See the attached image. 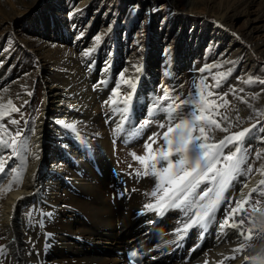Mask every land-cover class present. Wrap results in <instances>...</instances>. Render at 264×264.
<instances>
[{
  "label": "bare ground",
  "instance_id": "bare-ground-1",
  "mask_svg": "<svg viewBox=\"0 0 264 264\" xmlns=\"http://www.w3.org/2000/svg\"><path fill=\"white\" fill-rule=\"evenodd\" d=\"M99 1L96 6L98 10L105 6L106 13L114 12L118 16V7H115L121 0ZM255 1L258 0H250ZM149 4L152 10L158 9L162 4H170L173 8L166 11L167 15L164 17L174 23L185 21L175 14L176 6L181 4L180 0H150ZM190 5L194 9L196 2H191ZM188 14L193 15L192 10ZM252 20L249 31L258 32L264 28V23L258 24V19ZM82 21L83 16L80 13L70 15L62 24H66V27L61 28L64 31L61 36L63 45L60 46L54 41L48 42V51L51 54V62H48L54 66V72L50 77L45 73V78L50 80V84L46 93L43 92L44 102L40 105L44 110L45 100L52 99L51 101L57 103L55 113H49L46 119L41 113L33 127L32 119H27L28 127L34 128V132L28 133L25 128V133L31 136V152L38 155L39 159L28 155L23 166L19 164V158L16 165H11V162L5 165L6 169H10L11 165L17 170L10 179L0 185V236L5 237L0 239V245H11L9 253L16 259L9 261L2 256L0 259L4 260V264H17V260H30V264H128L124 257L125 249L132 245H144L147 252L146 264H264V197L258 193H252L245 204L249 217L244 225L245 235H249L247 230L251 229V238L247 240L238 239L236 230L230 228L225 229V236L212 224L203 237L199 229L194 227L183 239L176 241L175 229L180 226L178 218L182 217L180 210H168L158 221L159 216L155 212L143 209L144 203L154 201V198L144 195L145 191L152 189L154 181L151 177L129 174L135 173L137 169L142 170L139 162L132 160L131 153L143 155V144L147 137L163 130L158 129L155 124H150L145 127L140 138L127 144L123 142L124 134L113 135L112 129L116 126L115 121L119 119V114L106 122L107 118L112 116V108L104 101L117 99L112 96L111 91L120 82V77L116 74L115 55L105 56V52L98 49L93 51L91 57L81 55L82 50H87L83 48L84 40L79 39V26ZM220 22L221 18L202 20L199 28L193 27L190 30L187 39L182 37L179 29L172 40L175 42L174 47L165 56L164 63L160 62L161 65L155 69L154 66L151 69L149 61L143 57L136 61L126 59V53L130 51L127 45L124 46L123 52L117 53L118 69L123 65L125 78L132 77L135 81L136 92L133 94L130 113L134 121L140 115L147 117L146 110L150 107L149 94L154 89L155 79L159 78L168 83L173 81L176 69L183 67L191 70L195 67L194 59L199 58L200 62L204 59L202 53L208 44L213 50L222 46L223 53L236 54L238 58H243L245 63L242 65V74L248 68L254 69L255 75H261L264 79V66L259 65L250 54L251 50L255 51L263 46L264 40H257L250 44L248 49L241 41V31L229 34L228 29L224 30L220 26ZM72 33L74 37L69 46L66 43L67 35ZM10 37L8 34L5 42L8 52L22 53ZM30 52L36 55L41 49H30ZM53 52H60V59L57 60ZM27 55L30 56L28 53ZM137 68L139 71H136ZM11 77L0 71V105L7 104L9 91H6V88L11 83ZM99 81L106 83H98ZM261 87L264 88V85L260 84L256 88ZM244 88L243 84L238 83V93L244 94L245 90L239 91ZM121 91L131 89L121 84ZM239 103L244 105L241 100ZM95 105L99 106L100 115L91 113V106ZM123 106L118 104L113 107ZM0 111L6 112L3 108H0ZM164 118L165 114H159L152 119L163 122ZM11 119L14 118L6 114L0 124L15 130L17 125L8 124ZM18 120L22 122V127H25L26 118L20 116ZM58 121L76 124L77 132L65 129ZM209 135L214 136L213 142H216L220 132L215 130ZM0 137H5L3 128H0ZM56 141L62 144V148L52 160L50 168L44 171L43 165L40 164L48 159L50 148L55 146ZM256 141L258 145L261 144ZM159 143L162 144L163 141L160 140ZM157 146L153 145V148ZM251 161L253 160L250 159V163ZM129 163L132 164L131 169L128 167ZM260 167H253V173L247 179L244 176L239 177V182H234V186L224 193L225 197L232 198L235 203V199L241 196L244 183L248 185L243 188L245 196L253 188L259 187V181L264 179V175L256 171ZM66 179L73 184V189L65 183ZM63 183L65 184L62 186ZM225 207L226 204L219 207L218 219L224 217ZM141 212L144 214H139ZM85 217L87 220H84ZM236 219L239 220L240 217L237 216ZM41 220L42 227L39 226ZM155 233L157 239L151 242ZM29 238L35 242L38 256L29 258L25 255L30 247ZM169 241L172 243H168ZM240 242L244 244V248L239 253H234L232 249L238 247ZM114 250L115 256L103 257V253H113ZM232 256H235V259H224ZM244 256L250 259L245 261ZM252 257L256 259H251Z\"/></svg>",
  "mask_w": 264,
  "mask_h": 264
},
{
  "label": "rangeland",
  "instance_id": "rangeland-1",
  "mask_svg": "<svg viewBox=\"0 0 264 264\" xmlns=\"http://www.w3.org/2000/svg\"><path fill=\"white\" fill-rule=\"evenodd\" d=\"M149 1L150 0H121L119 1V5L115 7H118L119 13L118 16H116L114 12L106 13L105 6L101 8V10H98L96 6L100 3L99 0H0V71L2 74L12 76L11 83L6 88V91H9L6 97L7 101L11 99L16 107H20L24 100L29 101L27 104L28 106L25 105L21 109V113L25 112L23 114L24 119H32V127L36 125L41 113H43L44 119H46L45 117L48 116L49 113H55V104L57 105V103L51 101L52 99L50 101L48 99L45 100L46 109L42 110L43 107L40 105L44 102L43 92L46 93V89L50 84V80L45 78V73L50 77L54 72V66L52 63H49L51 62L49 59L51 54L50 51H48V47L50 46L48 42L54 41V43L57 42L60 46L63 45L64 41L61 39V36L64 31L61 28L62 26L66 27V24H62L65 23L67 17L72 14L78 15L80 13L83 16V21L79 26V39H83L85 42L83 48L92 50V53L96 49L103 50L105 56L110 54L115 55L117 75H119L120 72H124L125 74L123 65L118 69L119 59L117 55L118 52H123L125 50V45L130 47V51L126 53V59L130 58V60L136 61L143 57V59L149 61L150 68L155 69L164 63L163 60L165 56H167L170 49L174 47L175 42L172 40L176 37L178 30L180 29V32L183 34L182 37L187 39L190 30L193 27L199 28L201 26V21L204 19L207 21V19L213 20L215 18H221L222 22H220V26L224 30L228 29L230 32L229 34L241 31L243 34V39L241 41L248 49L250 48V44L257 40H264V28L259 29L258 32L249 31V26L252 24L251 21H253L252 19H258V24L264 23V0L255 2H250V0H180L181 4L176 6L175 14L182 17L185 21L182 20V22L179 21L178 23L169 22V19L164 17L167 15L166 11L172 9L173 6L170 4H165V6H163L162 4L158 9L155 8V10H152ZM191 2H196L194 9H192V5H190ZM191 10L193 15L188 14ZM8 34L9 36L11 35L10 40L16 43L23 51L22 53L8 52V49H6L7 45L5 44ZM180 35L178 37H180ZM73 37V33L67 35L68 40L70 38L71 41L68 42L67 40L66 42L69 46L72 44ZM97 37H99L98 40L96 39ZM227 41L228 40H226V42ZM210 47L209 44L205 46V50L202 53L204 59L201 62L199 58L194 59L193 64L195 67H192L191 70L183 69V67L176 69L173 74L174 79L172 82L167 83L159 78L155 79L153 83L154 89L151 94H149V106H151L153 96L162 95V92L159 91V85L161 84H166L170 88L173 85L181 86L178 90L187 94L190 91L194 79L199 82L201 78L206 77L204 83L212 86L215 84V80L213 79L215 76L217 79H220L221 86L220 88L210 87L209 90L221 94L227 92L228 96H226L225 99L229 101L228 105L220 108L219 111L228 115L233 125L237 123L235 120L237 112L242 120L239 127L234 126L229 129V132L250 128L257 120L260 121L257 126L258 128L264 126V115L254 117L252 120L247 119L249 115H254V110L264 113V92H261L259 96L253 95L256 92H260L262 87L256 88L260 86L259 83L251 85L243 83L249 77L257 81L263 79L261 75L259 76L260 78L257 77L254 69L250 70L249 68L242 74V65L245 63L243 58H238L236 54L229 55L223 53V49H221L222 46L217 50H213ZM43 48L47 51H44ZM30 49L35 51L41 49L42 53L38 52L35 55L30 52ZM27 53L30 54V56L27 55ZM7 54L9 55L7 56ZM250 54L259 65L264 66V45L255 51L251 50ZM53 55L57 60L60 59V52H53ZM205 66H209L210 71L206 70L203 73L198 71ZM229 69H231L230 74H228ZM220 73H225L227 79H221L219 76ZM238 83L245 86L244 94L238 93ZM253 85H255V88H253ZM230 86H234L238 96L247 100L248 104L243 103V106L240 105V99L232 94ZM30 89H32L31 96L27 95ZM209 99L218 98L213 96ZM221 102L222 101H219V103ZM95 106H91V108L93 107L91 113L100 115L101 110L99 106ZM14 113L15 112H13L11 116L18 120L21 113H15L16 115ZM216 118L220 119L218 116ZM144 119L148 118L144 115H140L134 122L139 124ZM21 124L17 126L22 127ZM221 126H226V123H222ZM219 132L220 135L217 140L229 134L226 132ZM260 135L261 133L258 130L253 129L252 133H250L245 140L246 144L251 145L253 149L255 148L250 158L253 160L251 161L253 167H260V164L264 165V156L258 161L255 160V152H264V144L258 145L256 143V140L259 141ZM58 142L59 141H56V143H54L55 146L50 148L51 153L48 159H45V161L40 164L41 166L43 165L44 171L50 168L52 160L62 148V144ZM81 142L87 145L85 142ZM15 159L18 161V158ZM71 165L74 167L73 164ZM5 172L7 175L0 173V176L3 177L0 185L10 179L14 173L11 169L6 168ZM65 183L72 188L73 184L68 179H66ZM65 183H63L62 186ZM259 188L264 189V185H259ZM160 219L159 216L158 221ZM84 220H87V218L85 217ZM157 222L156 226H158ZM156 239L157 236L155 233L151 238V242H155ZM87 249H89L88 246ZM93 250H95V248L90 251L93 252ZM115 253L116 251L114 250L113 253H103L102 255L105 258H110L115 256Z\"/></svg>",
  "mask_w": 264,
  "mask_h": 264
},
{
  "label": "snow or ice",
  "instance_id": "snow-or-ice-1",
  "mask_svg": "<svg viewBox=\"0 0 264 264\" xmlns=\"http://www.w3.org/2000/svg\"><path fill=\"white\" fill-rule=\"evenodd\" d=\"M96 39L98 40L99 37ZM81 55L91 57L92 50H82ZM206 70L210 71V67L205 66L198 71L203 73ZM136 71L139 69L137 68ZM230 73L231 69L228 70V74ZM219 76L221 79H227L225 73H220ZM119 77L120 82L111 90L112 96L117 99L110 98V100L104 101L106 105L112 108V116H109L106 122L111 121L116 114H119V119L115 121L116 126L112 129L113 135L124 134L123 142L127 144L140 138L145 127L150 124H155L158 129L163 130L162 132L156 131L147 137L143 144L145 150L143 155L131 153L132 160L139 162L142 170L137 169L135 173L129 174L151 177L154 181L152 189L144 192L146 197L154 198V201L144 203L143 209L147 212H155L158 216L164 215L168 210H180L182 217L178 218L180 226L175 229L176 241L183 239L194 227L199 229L200 235L203 237L209 225L212 224H215L219 232L225 236H227L225 229L230 228L236 230L238 239H250L251 229L247 230L249 235H245L244 225L249 219L245 204L248 203L252 193H258L264 197V189L253 188L245 196L243 188L248 185L244 183L241 187V196L235 199V203H233L232 198H226L224 193L231 186H234V182H239V177L244 176L247 179L253 173L252 163H250L253 148L246 144L245 140L253 129H256L261 133L259 142L264 144V126L257 127L260 121L257 120L250 128L229 132L230 128L239 127L242 120L237 112L235 117L237 123L233 125L230 117L219 111L220 108L228 105L229 101L225 99L228 93L221 94L209 90L210 87L220 88L221 86L220 79L214 76L215 84L212 86L204 83L206 77L201 78L199 82L194 79L187 94L179 91L181 86L178 85H173L171 88L166 84L159 85V91L162 92V95L153 96L151 106L146 110L148 119L136 124L130 115L132 113L133 94L136 92L134 78H125L124 72H121ZM98 83L106 82L99 81ZM244 83L264 85V79L257 81L249 77ZM121 84L127 85L131 91L122 92ZM230 87L234 96H237L242 103L248 104L247 100L238 96L234 86ZM239 91L243 92L244 89ZM261 92H264V88L253 95L259 96ZM27 95L31 96L32 93L28 92ZM213 96L218 99H209ZM28 103L29 101L24 100L20 107H16L13 101L9 99L6 105H0V108L6 110V112L0 111V120H3L6 114L11 116L13 112L21 113V109ZM118 104L124 106L113 107ZM158 114H165L163 122L152 119ZM261 115L264 113L254 110V115H249L247 119L252 120ZM217 116L220 117L219 120L216 119ZM21 118H23V113H21ZM20 123L21 121L17 119L8 120L10 125H20ZM58 123L73 133L77 132V126L74 123H66L65 121H58ZM222 123H226V126L222 127ZM28 124L29 121L25 120V127H18L15 130L0 124V128L4 129L6 137H0V173L7 175L5 165H8L9 162L11 165H16L17 160L15 158H19L21 166L24 165L28 155L39 159L38 155L31 152V136L25 133V128H27L28 133L34 132V128L28 127ZM215 130L229 134L213 142L214 136H210L209 133ZM160 140L163 141L162 144L159 143ZM153 145L158 146L153 148ZM6 153L8 154L6 155ZM262 156H264V152H255V160H260ZM11 165V171L15 172L16 167ZM128 167L131 169L132 164L129 163ZM256 171L264 175V165H261ZM2 180L3 177L0 176V182ZM202 185H204L203 188ZM259 185H264V179L259 181ZM259 202L257 201V203ZM222 204H226L224 217L218 219L217 211ZM253 207L255 208V206ZM237 216L240 217L239 220L236 219ZM39 226H43L42 220L39 221ZM4 238L0 236V239ZM29 241L30 247L26 250L25 255L29 258L38 256L39 252L35 249V242L31 241V238ZM168 243H172V241ZM10 246L0 245V256L9 261L16 259L9 253ZM243 248L244 244L240 242L239 246L232 251L239 253ZM129 258L135 260L136 264H140L139 254L135 250L129 254ZM224 259H235V256ZM243 259L247 261L250 258L244 256ZM251 259L256 258L252 257ZM0 264H4L3 259H0ZM17 264H30V260H17Z\"/></svg>",
  "mask_w": 264,
  "mask_h": 264
}]
</instances>
